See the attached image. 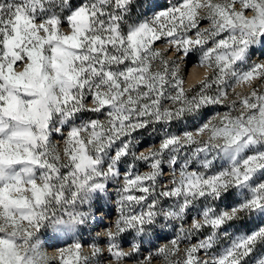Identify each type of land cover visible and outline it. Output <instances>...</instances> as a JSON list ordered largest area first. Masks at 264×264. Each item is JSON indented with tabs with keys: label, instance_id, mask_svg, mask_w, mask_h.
Here are the masks:
<instances>
[{
	"label": "clouds",
	"instance_id": "obj_1",
	"mask_svg": "<svg viewBox=\"0 0 264 264\" xmlns=\"http://www.w3.org/2000/svg\"><path fill=\"white\" fill-rule=\"evenodd\" d=\"M209 3L230 0H192L188 8L177 0L113 6L125 41L142 25L150 30L136 58L145 70L143 86L99 80L87 91L70 88L67 103L56 90L42 101L40 119L7 122L0 129L5 141H13L0 159V176L19 177L25 188L48 186L37 208L44 218L25 223L30 235L18 238L22 257L33 258V264H63L62 257L78 252L79 264H188L194 250L198 264H212L214 254L244 233L252 217L250 185L240 169L264 155V136L253 137L246 129L249 109L241 101L254 89L264 92V80L243 82L237 76L253 63H264V43L257 38L246 58L233 60L230 74L224 73L218 57L231 55L232 49L220 41L232 34L213 22ZM32 7L40 36L55 34L54 46L66 38L70 45L76 37L83 47L94 39L76 32L71 18L83 5L74 0H41ZM174 7L191 14L179 32L161 15ZM232 7L242 11L241 5ZM181 36L192 43L178 46ZM69 50L72 60L86 54ZM21 127L28 138L12 135ZM82 157L88 163L77 168ZM249 179L264 185V172ZM22 195L30 199L32 194ZM258 253L264 255V248Z\"/></svg>",
	"mask_w": 264,
	"mask_h": 264
},
{
	"label": "snow or ice",
	"instance_id": "obj_2",
	"mask_svg": "<svg viewBox=\"0 0 264 264\" xmlns=\"http://www.w3.org/2000/svg\"><path fill=\"white\" fill-rule=\"evenodd\" d=\"M40 2L41 0H0V129L7 122L24 124L40 119L42 101L51 98L50 93L56 90L62 92L64 103H67L72 100L70 88H83L87 91L90 86H98L99 80L116 84L122 80L135 81L137 87L143 86L139 82L145 78V70L142 64L137 63L136 58L141 55L140 45L145 43L144 37L150 34V30L142 25L130 31L125 41L117 29L120 17L111 11L113 6L119 9L127 0H86L83 3V7L71 18L76 32L84 39H88L89 33L94 34V39L83 47L76 37L71 38L73 42L70 45L66 38L63 45L54 46L53 41L57 37L48 33L47 28H44L48 33L47 37L40 36V29L36 27L32 15L37 9L29 8V5ZM191 2L192 0H177L184 8H188ZM236 4L242 6V11L233 9L232 5ZM208 7L219 30L225 35L232 34L227 41H220V46L225 49L231 46V55L218 57L223 72L230 74L232 61L245 59L249 45L256 43L257 38L264 43V0H230L227 4L209 3ZM248 13H253L251 19L248 18ZM161 15L175 22L169 25L175 32H179L185 19H191V14L179 7ZM97 17L99 20L94 22ZM50 22L53 25L57 23L55 20ZM96 24H99L98 28ZM237 32L240 33L239 38L235 35ZM168 35L172 39L176 38L173 32ZM151 38L154 39L155 35L151 34ZM181 43L192 42L181 36L178 46ZM69 49L86 54L82 58L77 55L72 60ZM46 59L47 63L44 62ZM18 68L21 70L17 71ZM237 78L243 82L264 80V63L249 65L247 71L242 75L238 74ZM147 87L153 90L152 84ZM101 103L107 101L101 100ZM241 103L249 109L250 124L245 127L250 130V135L264 136V92L254 89ZM12 135L25 138L29 136L22 127ZM12 143L11 139L5 141L0 133V159H4L6 152L11 151ZM81 161L77 168L88 163L83 157ZM262 165L264 155L253 156L245 162L246 171L245 168L240 169L245 183L250 185L248 204L252 219L243 234L214 254L212 264H249L251 258H254L253 264H264V255L258 253V249L264 248V185L257 186V181L249 179L257 171L264 172ZM2 171L0 169V173ZM204 183L211 185L213 181L205 180ZM47 187L45 185L41 188L31 183L30 188H25L24 181L19 177L9 176L6 181L0 176V227L10 229L0 230V264H33V258L20 255L18 238L30 235L23 227L25 223H38L44 218L37 212V208L44 202ZM25 191H31L30 199L22 195ZM110 244L115 247L113 241ZM201 247H210V244ZM194 254V250L189 252L188 264H198ZM62 260L63 264H79V254L71 252L62 257Z\"/></svg>",
	"mask_w": 264,
	"mask_h": 264
},
{
	"label": "trees",
	"instance_id": "obj_3",
	"mask_svg": "<svg viewBox=\"0 0 264 264\" xmlns=\"http://www.w3.org/2000/svg\"><path fill=\"white\" fill-rule=\"evenodd\" d=\"M74 2L77 4V6L83 5V3H85L84 0H74Z\"/></svg>",
	"mask_w": 264,
	"mask_h": 264
},
{
	"label": "rangeland",
	"instance_id": "obj_4",
	"mask_svg": "<svg viewBox=\"0 0 264 264\" xmlns=\"http://www.w3.org/2000/svg\"><path fill=\"white\" fill-rule=\"evenodd\" d=\"M85 2H86V0H84ZM103 223V225L106 227L107 226V221H104V222H102ZM106 242V239H102L101 240V243H105Z\"/></svg>",
	"mask_w": 264,
	"mask_h": 264
}]
</instances>
